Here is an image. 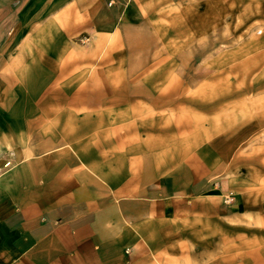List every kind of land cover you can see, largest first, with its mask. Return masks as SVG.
<instances>
[{
  "label": "crops",
  "instance_id": "0c3cea01",
  "mask_svg": "<svg viewBox=\"0 0 264 264\" xmlns=\"http://www.w3.org/2000/svg\"><path fill=\"white\" fill-rule=\"evenodd\" d=\"M160 4L0 0V264H264L258 187L131 74Z\"/></svg>",
  "mask_w": 264,
  "mask_h": 264
},
{
  "label": "rangeland",
  "instance_id": "374dc122",
  "mask_svg": "<svg viewBox=\"0 0 264 264\" xmlns=\"http://www.w3.org/2000/svg\"><path fill=\"white\" fill-rule=\"evenodd\" d=\"M164 1L156 16L149 9L131 74L179 90L180 109L196 112L197 145L229 149L264 208V0Z\"/></svg>",
  "mask_w": 264,
  "mask_h": 264
}]
</instances>
